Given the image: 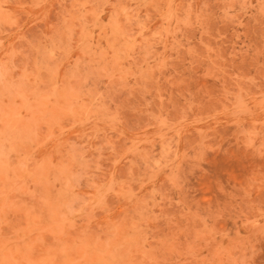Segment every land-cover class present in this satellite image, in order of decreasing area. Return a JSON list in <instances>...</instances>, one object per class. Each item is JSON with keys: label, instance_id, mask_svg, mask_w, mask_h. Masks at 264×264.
<instances>
[{"label": "rangeland", "instance_id": "1", "mask_svg": "<svg viewBox=\"0 0 264 264\" xmlns=\"http://www.w3.org/2000/svg\"><path fill=\"white\" fill-rule=\"evenodd\" d=\"M0 264H264V0H0Z\"/></svg>", "mask_w": 264, "mask_h": 264}]
</instances>
